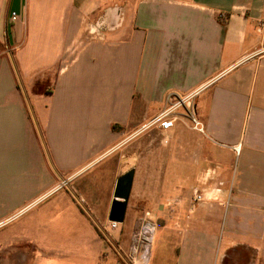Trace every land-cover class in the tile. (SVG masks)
<instances>
[{"label":"crops","instance_id":"obj_1","mask_svg":"<svg viewBox=\"0 0 264 264\" xmlns=\"http://www.w3.org/2000/svg\"><path fill=\"white\" fill-rule=\"evenodd\" d=\"M262 22L264 0H0V264H130L146 212L149 264H264Z\"/></svg>","mask_w":264,"mask_h":264},{"label":"built area","instance_id":"obj_2","mask_svg":"<svg viewBox=\"0 0 264 264\" xmlns=\"http://www.w3.org/2000/svg\"><path fill=\"white\" fill-rule=\"evenodd\" d=\"M18 19V15L13 13L11 16V21L15 23ZM264 23V22H262ZM181 106V102L177 101L173 106L165 111H162L157 115L152 123L158 126L160 131L163 133L170 132L174 127L176 122L181 119L177 114L174 113V110ZM191 122L194 125V129H197L200 132H203V127L201 123L196 119L194 114H190ZM165 143H168L167 136L165 137ZM235 151L238 149L235 148ZM68 185L67 181H64L59 188H64ZM218 197H209L204 191L200 188H195L193 191L192 203L193 205L200 204L209 200H217ZM84 204V201L79 202ZM179 203L178 200L170 201L168 203L169 207L177 206ZM110 229L115 231L118 229L119 224L110 222ZM156 223L154 222V217L152 212H146L143 219L140 222L139 228L133 234V245L131 246L130 251L126 254V259L130 264H149V251L154 240V234L156 230ZM105 231V230H104Z\"/></svg>","mask_w":264,"mask_h":264},{"label":"water","instance_id":"obj_3","mask_svg":"<svg viewBox=\"0 0 264 264\" xmlns=\"http://www.w3.org/2000/svg\"><path fill=\"white\" fill-rule=\"evenodd\" d=\"M134 174V170H131L119 177L116 182L111 210L109 213L110 222L118 224L124 223L133 186Z\"/></svg>","mask_w":264,"mask_h":264},{"label":"rangeland","instance_id":"obj_4","mask_svg":"<svg viewBox=\"0 0 264 264\" xmlns=\"http://www.w3.org/2000/svg\"><path fill=\"white\" fill-rule=\"evenodd\" d=\"M73 186H76V184H73ZM75 204L80 207V203L78 201L75 202ZM163 253H165V251L163 249V244L158 241V245H157L156 249L152 252V254L155 255V259H156L157 256H161Z\"/></svg>","mask_w":264,"mask_h":264},{"label":"trees","instance_id":"obj_5","mask_svg":"<svg viewBox=\"0 0 264 264\" xmlns=\"http://www.w3.org/2000/svg\"><path fill=\"white\" fill-rule=\"evenodd\" d=\"M82 211H83V210H82ZM83 212H84V213H87L86 211H83ZM98 232H99V234H100L101 236H103V235H102V232H104L103 230L101 231V230L98 229Z\"/></svg>","mask_w":264,"mask_h":264}]
</instances>
